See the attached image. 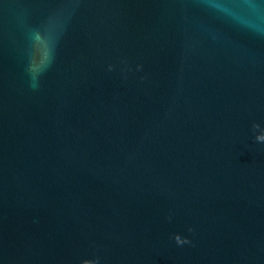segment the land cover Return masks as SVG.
<instances>
[{"label":"water","instance_id":"water-1","mask_svg":"<svg viewBox=\"0 0 264 264\" xmlns=\"http://www.w3.org/2000/svg\"><path fill=\"white\" fill-rule=\"evenodd\" d=\"M0 264H264V0H0Z\"/></svg>","mask_w":264,"mask_h":264}]
</instances>
